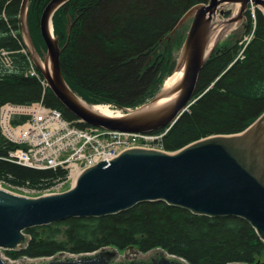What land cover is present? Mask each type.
<instances>
[{"label":"trees","instance_id":"1","mask_svg":"<svg viewBox=\"0 0 264 264\" xmlns=\"http://www.w3.org/2000/svg\"><path fill=\"white\" fill-rule=\"evenodd\" d=\"M22 0H0V48L12 66L0 62V105L42 101L70 121L77 118L58 100L31 60L20 28ZM50 0H29L27 22L38 53L45 49L38 23ZM207 0H70L52 16L53 34L62 48L60 67L68 85L90 104L133 108L150 99L173 65L181 15ZM67 15L71 19L67 35ZM239 38L220 41L203 64L194 101L162 137L167 151L213 134L237 133L264 110V16L247 9ZM172 33V35H171ZM248 41L244 37L249 36ZM68 37V38H67ZM166 45V56L151 59ZM242 50V57L239 53ZM168 52V55H167ZM175 62V61H174ZM172 65V66H171ZM171 67V68H170ZM173 72V71H172ZM171 72V73H172ZM170 73V74H171ZM79 127L88 126L76 121ZM162 129L153 132H160ZM18 146L0 132V180L10 186L44 189L63 178L65 169L34 168L6 157ZM26 247L5 250L8 257H47L60 252L91 253L103 247L123 252L130 246L147 253L163 249L188 264H264V242L244 218L209 216L167 204L141 202L112 214L70 217L24 229Z\"/></svg>","mask_w":264,"mask_h":264},{"label":"water","instance_id":"2","mask_svg":"<svg viewBox=\"0 0 264 264\" xmlns=\"http://www.w3.org/2000/svg\"><path fill=\"white\" fill-rule=\"evenodd\" d=\"M69 1L50 0L43 8L38 23L45 44L41 54L28 28L29 0L21 1L20 28L26 52L49 89L77 119L87 125L127 132L149 133L171 126L194 101L199 72L220 40L245 19L251 4L264 16V0L193 4L172 29L174 32L190 20L173 67V71H181L180 77L168 87L163 82L150 99L133 108L108 104L124 112L106 115L68 85L60 67L63 47L53 34L52 16ZM231 5L237 7L226 14ZM70 27L67 15L68 36ZM154 148L130 145L109 161L100 160L91 166L74 162L69 180L44 193H27L0 182V249L26 247L30 236L23 230L30 226L112 214L149 201H163L196 214L244 218L264 242V110L240 132L209 135L173 151ZM65 185L72 186L66 189ZM0 264L188 263L163 249L141 253L130 246L123 252L103 247L91 253H60L29 261L5 258L0 253Z\"/></svg>","mask_w":264,"mask_h":264},{"label":"built area","instance_id":"3","mask_svg":"<svg viewBox=\"0 0 264 264\" xmlns=\"http://www.w3.org/2000/svg\"><path fill=\"white\" fill-rule=\"evenodd\" d=\"M238 56L242 57V51ZM0 62L5 67L12 66L10 53L3 48H0ZM27 74L38 76L33 66H30ZM0 131L9 141L19 144L9 151L6 157L8 160L34 168L65 169L64 177L44 189L47 191L56 189L69 180L74 162L91 166L100 160L109 161L108 158L116 156L130 145L163 149L162 137L166 129L140 133L96 126L82 128L64 118L60 110L36 101L2 103ZM17 188L25 192L30 190L26 186Z\"/></svg>","mask_w":264,"mask_h":264},{"label":"rangeland","instance_id":"4","mask_svg":"<svg viewBox=\"0 0 264 264\" xmlns=\"http://www.w3.org/2000/svg\"><path fill=\"white\" fill-rule=\"evenodd\" d=\"M254 5L253 4H251V6H250V8H249V10L251 9V11L253 12L254 11ZM228 10H229V12H227L226 14H230V13H232L234 10H235V6L234 5H231L230 7L228 6ZM243 22V21H242ZM241 22V23H242ZM189 23H190V20H187V21H185L183 24H181L178 28H179V30L177 31L178 33L177 34H175V36H174V38H176L177 37V35H178V38H177V41H178V45H174V47H173V49H172V51H171V53H170V62H172V65H173V67H174V61H175V59H176V57H177V54H178V51H179V48H180V46H181V43H182V41H183V38H184V36H185V33H186V30H187V28H188V26H189ZM241 23H239L236 27H234V28H232L229 32H228V34L226 35V36H224L220 41H222V40H226V39H229L230 37H235V38H239L240 36H241V34L243 33V31H244V27H243V25L241 24ZM177 28V29H178ZM176 29V30H177ZM173 33V32H172ZM172 33H171V35H172ZM234 38V39H235ZM165 47H166V45H162V46H160V47H158V49H157V51L155 52V53H152L153 55L151 56V59L153 60V58H156V59H158V57L159 58H162V54L164 55V56H166V53H164L165 52ZM167 55H168V52H167ZM171 65V66H172ZM173 67H172V69H171V71L170 72H166L165 73V76H164V78H163V80L164 79H166V77L168 76V75H170V73L172 72V70H173ZM171 68V67H170ZM165 81V80H164ZM113 109H117L116 107H113V106H111ZM121 113V112H120ZM12 187V186H11ZM51 190H54V189H49V190H44V189H40V188H33V189H30V190H28V191H26L27 193H44V192H48V191H51ZM21 191V190H20ZM23 192H25V191H23ZM0 253H1V255L3 256V257H5V258H9V259H12V258H10V257H8L7 256V254L5 253V249H3V248H1L0 249Z\"/></svg>","mask_w":264,"mask_h":264},{"label":"bare ground","instance_id":"5","mask_svg":"<svg viewBox=\"0 0 264 264\" xmlns=\"http://www.w3.org/2000/svg\"><path fill=\"white\" fill-rule=\"evenodd\" d=\"M237 7V5H236ZM235 7V9H236ZM218 31V29L215 31L214 34H216ZM213 40V38H212ZM181 75V71L180 70H174L170 75H168L166 77V79H164L165 81H163L164 86L168 87L170 85H172ZM160 101H165V99H162ZM94 109H96L97 111L106 114V115H118V111L117 109H113L111 106H109L108 104H95L94 105Z\"/></svg>","mask_w":264,"mask_h":264}]
</instances>
